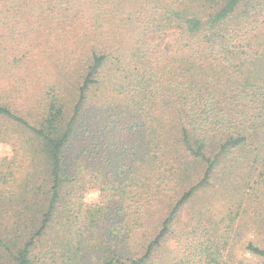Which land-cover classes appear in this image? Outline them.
I'll use <instances>...</instances> for the list:
<instances>
[{
    "label": "trees",
    "instance_id": "16d2710c",
    "mask_svg": "<svg viewBox=\"0 0 264 264\" xmlns=\"http://www.w3.org/2000/svg\"><path fill=\"white\" fill-rule=\"evenodd\" d=\"M0 143V264H264V0H0Z\"/></svg>",
    "mask_w": 264,
    "mask_h": 264
},
{
    "label": "rangeland",
    "instance_id": "374dc122",
    "mask_svg": "<svg viewBox=\"0 0 264 264\" xmlns=\"http://www.w3.org/2000/svg\"><path fill=\"white\" fill-rule=\"evenodd\" d=\"M15 151L14 148L10 145V144H3L0 143V159L3 158H11L12 156H14ZM205 193H200L199 194V199H198V203L199 204H205V197L207 198L209 196V191H204ZM98 197H99V193L96 189H90L89 191H87L84 195V200L85 203L89 204V203H93L98 201ZM219 202H217V198L214 199L212 202H210V207L212 209V211L214 213H217L219 211ZM187 215V208L183 209L181 212V216L183 219L186 218ZM248 233H245V235L242 237L243 240H248L252 237V232L247 230Z\"/></svg>",
    "mask_w": 264,
    "mask_h": 264
}]
</instances>
